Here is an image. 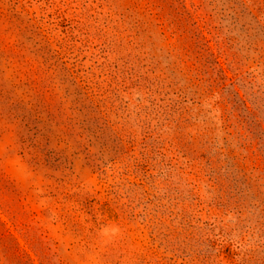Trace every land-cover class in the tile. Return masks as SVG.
Wrapping results in <instances>:
<instances>
[{
  "label": "rangeland",
  "instance_id": "374dc122",
  "mask_svg": "<svg viewBox=\"0 0 264 264\" xmlns=\"http://www.w3.org/2000/svg\"><path fill=\"white\" fill-rule=\"evenodd\" d=\"M0 264H264V0H0Z\"/></svg>",
  "mask_w": 264,
  "mask_h": 264
}]
</instances>
